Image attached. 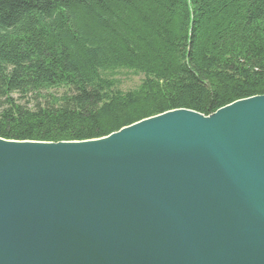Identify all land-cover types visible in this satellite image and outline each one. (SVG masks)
Listing matches in <instances>:
<instances>
[{"label":"water","instance_id":"95a60500","mask_svg":"<svg viewBox=\"0 0 264 264\" xmlns=\"http://www.w3.org/2000/svg\"><path fill=\"white\" fill-rule=\"evenodd\" d=\"M0 264H264V96L98 140L0 138Z\"/></svg>","mask_w":264,"mask_h":264},{"label":"trees","instance_id":"16d2710c","mask_svg":"<svg viewBox=\"0 0 264 264\" xmlns=\"http://www.w3.org/2000/svg\"><path fill=\"white\" fill-rule=\"evenodd\" d=\"M258 96L264 0H0L1 139L98 140Z\"/></svg>","mask_w":264,"mask_h":264},{"label":"rangeland","instance_id":"374dc122","mask_svg":"<svg viewBox=\"0 0 264 264\" xmlns=\"http://www.w3.org/2000/svg\"><path fill=\"white\" fill-rule=\"evenodd\" d=\"M115 79L121 83V88L123 90H130L137 87L140 84L142 77L138 75H134L129 71L122 70L115 75ZM52 93L56 96H60L62 95L63 90H59V91L53 90Z\"/></svg>","mask_w":264,"mask_h":264}]
</instances>
